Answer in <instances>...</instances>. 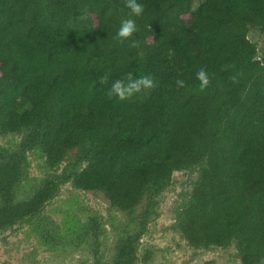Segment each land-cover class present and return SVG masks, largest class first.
Here are the masks:
<instances>
[{
    "label": "trees",
    "instance_id": "1",
    "mask_svg": "<svg viewBox=\"0 0 264 264\" xmlns=\"http://www.w3.org/2000/svg\"><path fill=\"white\" fill-rule=\"evenodd\" d=\"M138 2L140 16L126 0H0V136H20L13 150L0 146V235L41 218L70 183L101 193L129 226L109 260L96 216L81 227L63 221L56 238L91 242L94 264H147L149 205L174 172L196 170L177 212L182 238L194 248L234 243L241 264H264V0ZM86 14L88 26L73 23ZM126 19L137 31L120 39ZM129 74L155 87L127 100L110 94ZM30 153L49 172L20 198Z\"/></svg>",
    "mask_w": 264,
    "mask_h": 264
},
{
    "label": "rangeland",
    "instance_id": "2",
    "mask_svg": "<svg viewBox=\"0 0 264 264\" xmlns=\"http://www.w3.org/2000/svg\"><path fill=\"white\" fill-rule=\"evenodd\" d=\"M202 0H190L191 7H197ZM80 26L90 24L89 15L86 14L73 22ZM73 24V25H74ZM257 31L250 32V38L259 39ZM20 136H0V146L13 150ZM43 159L36 153H30L28 164L25 168V178L18 186L17 192L20 198L30 194L38 185L40 179L49 170L43 167ZM65 164L62 163L59 173ZM197 179V171H177L173 173L171 183L160 194L154 197L150 204L146 232L141 238V253L148 249L151 258L147 264H241L238 249L234 243L227 247H191L181 236L177 227V212L184 203L187 194L193 188ZM147 201L139 206L138 213L147 206ZM96 216L103 229L101 236V251L106 260L111 257L112 245L115 234L129 226L130 216L112 209L108 201L101 193L77 190L70 183L60 185L57 197L50 201L42 211L41 218H33L23 221L12 228H8L0 235V264H94L92 243L81 241L80 243L66 242L65 238L58 237L65 233L61 227L63 221L77 219L82 226L88 217ZM50 219L55 225V230L41 226L39 221ZM39 220V221H38ZM73 221V220H72ZM78 227H74V235H79ZM54 233L53 241L47 237ZM43 235L46 239H44ZM76 237V236H75ZM56 238V239H55ZM141 264V263H139Z\"/></svg>",
    "mask_w": 264,
    "mask_h": 264
},
{
    "label": "clouds",
    "instance_id": "3",
    "mask_svg": "<svg viewBox=\"0 0 264 264\" xmlns=\"http://www.w3.org/2000/svg\"><path fill=\"white\" fill-rule=\"evenodd\" d=\"M126 7L130 9L131 15L133 16H140L144 12L143 4L139 3L138 0H126ZM136 31L137 26L135 21L133 19H126L122 21L117 31V37L120 39H128L132 37ZM196 78L200 81V90H204L208 87L210 79L207 72L204 70L199 71L196 74ZM176 83L178 87L184 86L183 80H177ZM153 87H155V83L152 78L141 76L137 79H133L131 74H129L127 83L121 80H117L113 83L110 94H115L120 100H127Z\"/></svg>",
    "mask_w": 264,
    "mask_h": 264
}]
</instances>
